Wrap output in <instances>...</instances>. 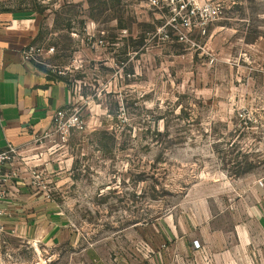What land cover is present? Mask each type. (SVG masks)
<instances>
[{"label":"rangeland","instance_id":"1","mask_svg":"<svg viewBox=\"0 0 264 264\" xmlns=\"http://www.w3.org/2000/svg\"><path fill=\"white\" fill-rule=\"evenodd\" d=\"M212 1L202 34L165 0H0L38 14L34 43L53 48L41 67L81 120L17 152L77 244L5 235L0 264H157L167 248L180 264L196 256L180 240L204 263H264V0Z\"/></svg>","mask_w":264,"mask_h":264},{"label":"crops","instance_id":"2","mask_svg":"<svg viewBox=\"0 0 264 264\" xmlns=\"http://www.w3.org/2000/svg\"><path fill=\"white\" fill-rule=\"evenodd\" d=\"M40 37V21L35 11L0 10V149L9 144L19 154L30 152L36 147L35 139L50 130L54 112L74 105L72 90L63 77L22 61V49L35 44ZM0 207L4 212L0 218V238L6 235L48 248L77 244L74 232L60 218L46 194L21 178H14L6 186ZM175 248L183 255H196L184 258L180 264H230L224 251L212 252L209 263H204L191 242L176 241ZM167 250L162 251L159 262L155 260L157 264H172ZM92 258V264H98V258ZM260 264H264L262 259Z\"/></svg>","mask_w":264,"mask_h":264},{"label":"built area","instance_id":"3","mask_svg":"<svg viewBox=\"0 0 264 264\" xmlns=\"http://www.w3.org/2000/svg\"><path fill=\"white\" fill-rule=\"evenodd\" d=\"M165 4L172 7V22L178 23L188 32L191 29H198L202 34L205 33L207 25L217 19L222 10V7L212 0H165ZM180 39H183V36ZM52 53V47L44 48L38 44H30L22 49L21 58L25 63L43 66L44 58L49 57ZM80 124L81 120L77 110L64 107L54 112L50 130L53 127L62 126L67 132L73 127H79ZM49 131H45L42 135L48 136ZM18 157L16 149L9 144L4 149H0V204L4 199L6 186L14 178H20L17 167ZM3 214L0 207V218ZM192 245L195 250L201 247L197 241H194Z\"/></svg>","mask_w":264,"mask_h":264}]
</instances>
